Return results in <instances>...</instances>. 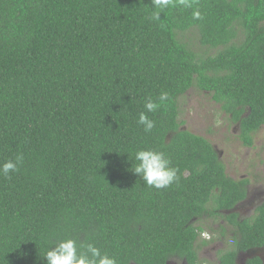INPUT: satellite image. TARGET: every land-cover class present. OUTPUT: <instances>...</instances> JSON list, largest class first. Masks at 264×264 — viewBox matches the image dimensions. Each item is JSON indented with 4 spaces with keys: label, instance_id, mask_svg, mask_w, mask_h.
<instances>
[{
    "label": "trees",
    "instance_id": "1",
    "mask_svg": "<svg viewBox=\"0 0 264 264\" xmlns=\"http://www.w3.org/2000/svg\"><path fill=\"white\" fill-rule=\"evenodd\" d=\"M151 6L0 0V164L23 156L10 179L0 175V264H46L51 242L68 237L117 264H199L193 218L203 214L237 234L216 264L264 247V202L250 218L221 212L245 196L246 180L228 176L211 142L178 119L180 96L196 87L253 144L264 123V0H195L201 20L173 6L150 21ZM141 112L151 132L137 123ZM140 149L164 152L177 181L149 187L132 172Z\"/></svg>",
    "mask_w": 264,
    "mask_h": 264
},
{
    "label": "rangeland",
    "instance_id": "2",
    "mask_svg": "<svg viewBox=\"0 0 264 264\" xmlns=\"http://www.w3.org/2000/svg\"><path fill=\"white\" fill-rule=\"evenodd\" d=\"M185 36L193 49L200 48L193 33L186 32ZM178 119L182 121L181 127L202 135L211 142L219 153L220 160L229 176L237 179L252 175L251 177L254 179L251 181L253 182L251 190L264 191V125L253 134L254 143L251 146L243 145L238 140L237 132L234 129L235 123L231 121L230 114L224 113L220 109L209 92L201 91L196 87L188 89L180 96ZM197 225L201 228L203 226L217 227L212 221L203 222V218ZM232 237V234L225 233L224 245L214 248L213 255L209 254L207 257L204 255V264H216L219 251L230 247Z\"/></svg>",
    "mask_w": 264,
    "mask_h": 264
},
{
    "label": "clouds",
    "instance_id": "3",
    "mask_svg": "<svg viewBox=\"0 0 264 264\" xmlns=\"http://www.w3.org/2000/svg\"><path fill=\"white\" fill-rule=\"evenodd\" d=\"M194 4L195 0H151L152 11L147 18L150 21H157L160 20V13L165 12L169 7L179 6L185 9H194ZM192 18L194 20L203 19L198 9L193 10ZM168 98V94L164 92L158 99L160 102H164ZM159 106L151 98L144 104L147 112H155ZM137 123L143 126L145 132H151L155 126V122L149 119L145 112L139 114ZM134 159L137 163L132 172L137 174L149 187L157 190L164 189L178 179L177 170L171 167L170 159L162 151L140 149L135 152ZM22 161V154H17L15 159L4 161L0 164V175L10 179L11 174L19 170L18 166ZM43 258L46 260V264H117L114 256L102 252L92 243H78L77 239L72 237L61 239L58 242L52 241Z\"/></svg>",
    "mask_w": 264,
    "mask_h": 264
},
{
    "label": "flooded vegetation",
    "instance_id": "4",
    "mask_svg": "<svg viewBox=\"0 0 264 264\" xmlns=\"http://www.w3.org/2000/svg\"><path fill=\"white\" fill-rule=\"evenodd\" d=\"M216 104H218L220 107L219 103L216 102ZM244 115H246L245 112H243L240 116L243 117ZM230 118H231V121L235 123L234 129L237 132L238 140L242 143V141L239 139V134H240L239 120L233 119V117H231V114H230ZM263 125H264V123L262 125H260V127ZM256 131H255V133H256ZM213 148H214V146H213ZM214 150L218 154V157L220 158L217 150L215 148H214ZM247 166H248V164H247ZM225 172H226V169H225ZM226 174H227V172H226ZM251 176L247 175V178L246 177L237 178V179L246 180L245 196L241 200L237 201L230 210L227 211L224 209L221 212L226 213V214L229 213L230 211L234 212L237 215V218L239 220H241L243 218H250V217L254 216L257 207L264 202V191H261V190L253 191V190H251L252 184H253V182H251V181L254 179ZM231 178L236 179L234 177H231ZM245 205H247V207H245ZM201 218H203V222L204 221H212L217 225V227H215V228H207L206 226H203V228H201V230L198 231L196 244L199 245L198 250H197L198 258L200 261L199 264H204L205 263V261H203L204 255L206 257L209 254L213 255V249L214 248L221 247L224 245L223 241L225 239L224 238L225 233H229V234L233 235L232 242H231V244H229L230 247L227 249H230L232 247H236V245L234 244V237L237 234H235V232H234V227L230 223H227L224 220V218L220 215H218V217H217L218 221H216L217 219H215L214 217L209 216V214H203V216ZM198 222H199L198 218H193V223L198 224ZM217 242H219V243H217ZM227 249H223L220 251H224ZM249 249L260 251V253H258L257 255H254V256H259L260 258H262L264 260V247H251V248H248L246 250H240V249L237 250V255L235 258L236 264H247V262H246L247 259L252 257V256H246V254H245V252ZM165 264H187V262L184 259H180L179 257L174 256V257H170L166 261Z\"/></svg>",
    "mask_w": 264,
    "mask_h": 264
},
{
    "label": "water",
    "instance_id": "5",
    "mask_svg": "<svg viewBox=\"0 0 264 264\" xmlns=\"http://www.w3.org/2000/svg\"><path fill=\"white\" fill-rule=\"evenodd\" d=\"M258 253H260V251H257V250H252V249H249L245 252L246 256H254V255H257Z\"/></svg>",
    "mask_w": 264,
    "mask_h": 264
}]
</instances>
